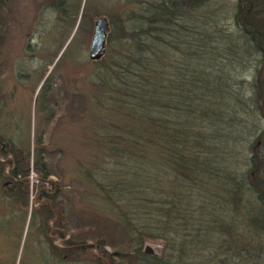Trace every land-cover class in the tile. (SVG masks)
<instances>
[{
  "label": "rangeland",
  "instance_id": "rangeland-1",
  "mask_svg": "<svg viewBox=\"0 0 264 264\" xmlns=\"http://www.w3.org/2000/svg\"><path fill=\"white\" fill-rule=\"evenodd\" d=\"M4 1L1 14L3 29L6 30L0 36V56L1 51L5 60L10 55L16 56L15 66L23 73L31 68L37 71L25 84H18L16 90L8 84L5 100L0 96V136L17 148H30V151L37 138L41 137L48 151L47 163L52 174L49 180L58 189L57 200L69 231L64 239L73 236L76 241H85L88 248L71 254V257L68 253L55 257L52 247L60 248L63 239H49L47 229L52 228L54 221L44 220L38 212L42 204V200L36 199L39 181L36 177L31 179L30 172L25 209L21 200L15 203V200L5 198L7 186L0 178V264H100L96 259L103 256L96 241H104L103 255H131L137 243L135 229L172 237L176 247L175 258L170 264H215L216 251L211 242L202 251H193L192 245H189L186 255L179 251V244L190 241L197 230L211 219L209 215H212V209L206 198L208 194L198 188L183 194L184 200L181 201L185 202L177 205V211L186 212L185 219L178 218L173 226L166 223L167 217L155 207H159L160 199L168 197L167 187L175 179L162 176L160 179L166 184L165 189L161 187L163 185L156 187V184L149 182L151 179L137 182L129 179L131 176L127 175L125 167L119 165L120 159L111 150L115 148L118 137L125 136L138 123L134 115H130L128 109L117 102L118 94H113L111 98L100 92V98H103L99 102L96 99L91 101L96 92L101 91L92 84L94 65L88 58L94 21L99 16L108 20L111 15H118L126 8L135 10L136 6L127 5L128 0H65L63 16L61 11L48 5L50 0ZM235 2L211 0L209 7L203 11L205 18L203 12H194L191 19L179 21L190 29L188 32L182 31L179 40L175 33L164 36L171 43L167 45L166 55L161 56L164 61H161L160 71L164 74L165 86L172 83L170 80L176 75L180 78L187 76L191 67V63L187 64L186 61L188 46L197 43L202 31H214L215 34L218 30L223 38L237 41L234 37L238 35V30L233 20ZM217 36L212 40L215 43L213 46H224L226 40ZM27 43L31 44L28 50L25 47ZM235 46L240 48V41ZM117 48L115 46V50ZM238 51L239 55L245 56L242 49ZM208 57L212 66L224 68L233 78L235 90L242 92L246 99L258 56L253 53L240 61L226 51L218 54L215 51ZM62 72L68 76L69 100L66 103L62 101L61 81L55 78ZM49 85L54 90L47 93ZM58 90L59 96H55ZM246 113L247 116L241 112L243 119L250 118L249 111ZM11 160V155L0 158L1 163ZM9 169L7 165L5 171ZM119 175L124 179H118ZM123 184H127L128 188H122L118 193L114 187L119 189ZM177 191L181 189L177 188ZM105 194L108 196L105 197ZM147 204L149 207L145 206ZM161 205L164 210L170 207L166 203ZM239 222L242 224L238 225L235 234L240 245L235 247V253L228 251V247L217 251V263L220 264L225 256L230 260H225V264H252L247 260L249 258L243 257L247 255V247L256 244L257 239L249 233L245 234L246 225L242 218ZM167 226L174 227L176 233H165ZM143 250L160 256L163 240L146 241ZM252 254L253 250L250 252ZM121 257L111 258L119 263ZM128 264L135 263L129 259Z\"/></svg>",
  "mask_w": 264,
  "mask_h": 264
},
{
  "label": "trees",
  "instance_id": "trees-1",
  "mask_svg": "<svg viewBox=\"0 0 264 264\" xmlns=\"http://www.w3.org/2000/svg\"><path fill=\"white\" fill-rule=\"evenodd\" d=\"M210 1L128 0L127 5L134 4L135 10L126 8L108 18L107 53L99 61L92 62L95 76L92 84L101 91L96 92L91 101L96 99L99 102L103 98H100L102 92L103 96L111 98L118 94L117 102L127 108L138 123L125 136L120 135L117 145L111 150L123 160L118 163L125 167L127 175L131 176L129 179L136 182L151 179L149 182L156 187L163 185L164 189L166 184L161 181L162 176L175 179L167 187V193L172 196L168 194V197L160 199L159 207H155L167 217L166 223L173 226L178 218L185 219L186 212L177 211V205L185 202L181 201L184 200L183 194L194 188L208 194L211 219L197 230L190 241L179 244L181 254L186 255L189 245L193 246V251H202L211 242L216 251L215 264H219L217 251L228 247V251L235 253V247L240 245L236 230L238 225L241 226L239 220L242 218L246 225L245 234L257 239L256 244L247 247V255L243 259L249 258L247 260L252 264H264V0L235 2L233 20L238 35L234 38L240 41L245 56L239 55L238 49H241L235 46V39L223 38L218 30L215 34L214 31H202L197 43L188 46L186 61L191 63V67L187 66V76L180 78L176 75L170 80L172 83L165 86V77L160 71L161 61H164L161 56L171 44L164 36L175 33L179 40L182 31L190 30L179 21L191 19L194 12H203ZM4 4L5 1L0 0V36L6 30L3 29L1 14ZM65 6L66 3L60 2L54 8L64 16ZM203 16L205 18V13ZM216 35L226 40L224 46H213L212 40ZM115 46H118L116 50ZM220 50L240 61L253 53L258 56L246 99L242 92L235 90L233 78L224 68L217 69L211 65L208 55L215 54V51L221 53ZM242 111L245 116L249 111L250 118L243 119ZM8 155L12 156L11 161L0 162V178L7 186L5 198L15 200V203L21 200L25 209L29 197L27 180L33 172L39 181L36 199L42 200L38 212L44 220L54 221L52 228L47 229L51 235L49 239H63L60 248L52 247L55 257L66 256L65 253L71 257V254L86 250L85 241L77 242L73 236L64 239L69 231L57 200L58 189L49 180L52 174L47 163L48 151L41 137L37 138L30 151V148H17L0 136V158L5 159ZM7 165L9 171H5ZM127 184L114 189L119 193L122 188H128ZM96 185L102 188L97 182ZM177 188L181 191L178 192ZM106 194L105 197L108 196ZM162 203L169 205V209L164 210ZM145 206L149 207L148 204ZM167 228L165 233H176L174 227ZM135 231L137 243L131 255H103L104 241L91 237L103 256L96 261L100 264H128L132 259L135 264H170L175 258L176 244L172 237ZM157 238L163 240L160 256L143 250L146 241ZM120 255L119 263L111 258ZM227 259L224 256L220 264L230 261Z\"/></svg>",
  "mask_w": 264,
  "mask_h": 264
},
{
  "label": "flooded vegetation",
  "instance_id": "flooded-vegetation-1",
  "mask_svg": "<svg viewBox=\"0 0 264 264\" xmlns=\"http://www.w3.org/2000/svg\"><path fill=\"white\" fill-rule=\"evenodd\" d=\"M58 1L57 0H50L48 5L51 6L52 8H54V5H56V2H58V5L60 2L62 4H65V0H58ZM25 47H26V50H28L31 47V44L27 43ZM15 60H16V56H14V55H10L9 58L7 60H5L3 57V53L1 51V56H0V92L1 93H0V96H1V98L3 97L4 100L6 99L8 84L10 85V87L12 86L16 90L18 84H20L21 86H22V84H25L28 80L31 79V77L37 71V70H35V68L34 69L31 68L30 70L23 73L20 71L21 69L18 70L16 68ZM55 78L57 80L60 79V81H61L60 86L62 88L61 89L62 101H64L66 103L69 100L68 76L66 74L64 75V72H62V73L58 74ZM12 83H13V85H11ZM21 86H20V88H21ZM53 90H54L53 88H50V85L47 87V93H49L50 91H53ZM13 94H12V96H13ZM55 96H59V90H58V94ZM57 103H58V101L55 102V104H57ZM4 105L6 107L5 103H4ZM66 108L67 107H65V109ZM49 237H51V235H49Z\"/></svg>",
  "mask_w": 264,
  "mask_h": 264
},
{
  "label": "water",
  "instance_id": "water-1",
  "mask_svg": "<svg viewBox=\"0 0 264 264\" xmlns=\"http://www.w3.org/2000/svg\"><path fill=\"white\" fill-rule=\"evenodd\" d=\"M108 33L109 22L107 18L104 16L97 17L94 21L88 52V58L91 62L99 61L105 55Z\"/></svg>",
  "mask_w": 264,
  "mask_h": 264
},
{
  "label": "built area",
  "instance_id": "built-area-1",
  "mask_svg": "<svg viewBox=\"0 0 264 264\" xmlns=\"http://www.w3.org/2000/svg\"><path fill=\"white\" fill-rule=\"evenodd\" d=\"M30 176H31V179H33V177H34V179H35V175H34V173H33V172L31 173V175H30Z\"/></svg>",
  "mask_w": 264,
  "mask_h": 264
}]
</instances>
